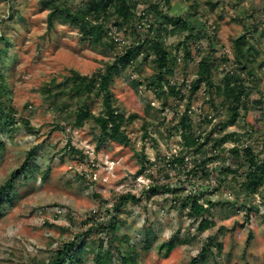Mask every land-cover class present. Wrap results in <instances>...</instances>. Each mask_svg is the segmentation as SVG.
<instances>
[{
    "label": "rangeland",
    "instance_id": "obj_1",
    "mask_svg": "<svg viewBox=\"0 0 264 264\" xmlns=\"http://www.w3.org/2000/svg\"><path fill=\"white\" fill-rule=\"evenodd\" d=\"M90 1L0 0V109L13 111L15 119L0 120V187L31 154L11 201L5 197L0 205V264L47 263L78 239L92 245L82 264H95V252L108 248L112 235L139 247V264H191L195 258L197 264H264V184L251 195L241 187L245 167L221 170L232 164L233 147H251L264 158V0H132L136 8L127 24L117 15L97 21ZM55 5L102 27L103 42L60 16L50 27ZM243 36L254 47L246 66L234 49ZM153 39L163 41L173 75L157 68ZM139 45L111 86L129 143L99 142L93 121L83 127L75 121L82 106L102 114V98L74 92L69 78L74 71L102 73ZM202 58L209 61L212 86L206 81L193 92ZM228 77L244 86L235 125L229 103L216 91ZM171 86L177 96L169 95ZM185 114L189 132L208 155H218L201 168L202 159L184 146ZM227 135L232 138L222 143ZM156 186L167 190L153 196L149 190ZM127 194L139 201L117 210ZM192 194L206 207L201 218L190 215ZM202 219L212 222L204 232ZM111 220L119 222L114 233ZM175 235L183 243L166 256L159 247ZM113 252L112 264H122Z\"/></svg>",
    "mask_w": 264,
    "mask_h": 264
},
{
    "label": "trees",
    "instance_id": "obj_2",
    "mask_svg": "<svg viewBox=\"0 0 264 264\" xmlns=\"http://www.w3.org/2000/svg\"><path fill=\"white\" fill-rule=\"evenodd\" d=\"M57 1V0H51ZM90 1V0H88ZM90 3H95L92 6L93 12L96 13L97 21H100L102 16H112L117 15L118 18L123 20L124 23H129V21L134 17V9L136 4L132 0H102V4H97V2L90 1ZM157 4L152 6L153 9H157ZM60 16L67 22L78 23L83 26V35L92 37L95 43H102L104 37V30L98 24H93L92 21L87 20L86 16L80 12H72L70 9L62 8L58 5L53 7V11L48 16L49 26L54 21L55 17ZM177 25L176 28L183 29L187 28L186 23H180L179 21H174ZM119 26L121 24H118ZM51 27V26H50ZM153 26H150V31L156 30ZM176 33V30L172 32ZM150 44L156 55L157 68L159 69L161 75H173V70L169 67V53L164 48V43L161 40L153 39ZM141 46L132 47L125 55L117 56L116 60L110 64H107L105 70L102 73L96 74L94 76H83L79 72L74 71L72 76L69 78L70 81L74 83L73 91L79 93V95L90 97L91 95H97L102 98L104 112L100 115H95L87 109V107L82 106L76 112L75 125L77 127H83L87 121H93L96 126L100 129V139L99 142H104L107 140L128 144L129 139L124 132V125L126 118L123 113L119 112L114 108L115 95L112 92L111 86L115 81V78L120 74V72L125 69L133 59V53H138ZM234 49L236 53V59L240 64L244 65L250 62V57L252 55V50L254 47L252 45H247L245 42V37H240L234 42ZM6 50L4 49L1 54L6 55ZM133 52V53H132ZM209 61L207 58H202L199 63V71L197 73V79L193 84V92L200 89L203 83H210L209 79ZM246 66V65H245ZM4 80V76L0 73V82ZM226 83L224 86L216 87L217 94L222 96L227 103H229L228 111L231 114V123L236 124L239 109L242 104V95L244 93V86L242 84H237V81L233 77H228L225 79ZM207 81V82H206ZM162 85V80L157 82V86ZM169 95L177 96L178 91L176 86H171L169 89ZM136 117V116H135ZM186 114L180 121V125L183 129L182 138L184 140V146L187 150L193 151V154L199 159H202L197 165L199 168L205 166L207 163L218 159V155L207 154L205 144L200 142L201 139L194 137L189 130L191 129L190 120L186 119ZM130 119V118H128ZM131 119H134L132 116ZM0 120L4 121L5 124H13L15 119L13 111L7 114L0 109ZM27 126V125H26ZM232 135H227L222 139V143H226ZM1 148V143H0ZM230 154V159L232 164H228L221 168L224 172H232V167H245V182L241 184V187L251 195H255L264 184V158L260 154L254 152L253 148H238L233 147L228 152ZM31 160V154L25 160L24 164L20 169L13 172L11 178L6 181V183L0 187V205L5 197L9 199V192L14 187L15 179L21 177L27 167L29 166V161ZM165 189L164 187H153L150 188L149 192L151 194L157 195L158 191ZM190 199V215L195 218H201L206 212V207L204 204L199 202V197L197 194H192ZM132 201L137 203L139 198L135 195L127 194L119 199V203L115 205V208L119 210L125 203ZM113 219V218H112ZM212 225V222L208 219H202L199 225L200 231H206ZM111 232H115L119 228V222L117 220H111L109 224ZM112 242L108 248L104 249L103 246L100 247L98 252H95L93 261L95 264H112L114 260V250L118 253L122 264H139V257L141 255V250L136 244H130L127 239H122L118 235H112ZM117 242L119 244H117ZM183 242L178 238V236H173L170 240L163 243L159 247V251L164 253L166 256L171 254L179 245ZM92 245L87 240L78 239L77 241H71L65 243L63 248L56 252L54 258L50 261L42 262L39 264H82L83 260L86 259ZM149 249L148 245L143 247V250ZM198 258L193 259L191 264H197Z\"/></svg>",
    "mask_w": 264,
    "mask_h": 264
}]
</instances>
